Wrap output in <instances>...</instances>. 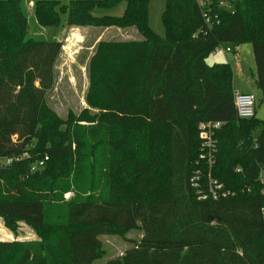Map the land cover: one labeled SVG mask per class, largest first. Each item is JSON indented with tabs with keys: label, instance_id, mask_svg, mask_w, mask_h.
I'll return each mask as SVG.
<instances>
[{
	"label": "trees",
	"instance_id": "trees-1",
	"mask_svg": "<svg viewBox=\"0 0 264 264\" xmlns=\"http://www.w3.org/2000/svg\"><path fill=\"white\" fill-rule=\"evenodd\" d=\"M23 1L0 0V157L12 158L0 166V216L29 223L39 240L0 241V264H94L107 256L102 238L114 235L129 246L105 264H264V119L239 118L231 64L206 61L219 44L250 43L264 104V0L215 6L220 23L197 37L198 1L167 0L166 38L150 25V0H35L36 22L54 32L65 13L69 25L143 35L98 43L90 126L49 105L62 42L29 34ZM121 3L124 14L111 15ZM204 121L223 122L212 172L235 196L201 201L190 185ZM45 155L48 172H31Z\"/></svg>",
	"mask_w": 264,
	"mask_h": 264
},
{
	"label": "rangeland",
	"instance_id": "rangeland-1",
	"mask_svg": "<svg viewBox=\"0 0 264 264\" xmlns=\"http://www.w3.org/2000/svg\"><path fill=\"white\" fill-rule=\"evenodd\" d=\"M35 0H24L23 5L29 17V34L51 37L62 42V50L55 65L54 86L47 92L49 105L63 119H67L72 113L75 119L82 125H93L94 114L98 112L97 107L87 102L86 95L90 85L89 63L94 56L97 45L101 40H141L143 35L135 27L121 28L112 26L101 28L94 26H75L66 22L67 15L62 13L63 25L55 32L53 28L39 25L33 15ZM68 0H63L67 2ZM167 0H150L149 22L152 29L161 37L166 38V30L163 24V12L166 8ZM125 3H121L109 13L114 16H122L125 11ZM206 61L212 65L215 63L228 62L231 64L234 77L233 86L244 92H252L257 97L256 116L264 119V104L262 103V91L255 79V59L250 43L240 44L237 54L223 52L210 53ZM86 110L88 114L84 111ZM105 131L102 132V134ZM94 142V141H92ZM41 155V154H40ZM102 152L100 153V156ZM57 162L58 169L55 177L59 184L64 186L68 181L67 173L69 164L67 159H60ZM51 166H49L50 168ZM61 168V169H60ZM48 170H41L45 174ZM61 180V181H60ZM73 196L72 192L65 194L67 199ZM138 232H131L129 238H135ZM104 247L107 256L98 260L94 264H105L109 257L117 256L129 246V241L120 236H104ZM36 242L39 236L35 228L25 221H17L9 226L6 220L0 216V241Z\"/></svg>",
	"mask_w": 264,
	"mask_h": 264
},
{
	"label": "built area",
	"instance_id": "built-area-1",
	"mask_svg": "<svg viewBox=\"0 0 264 264\" xmlns=\"http://www.w3.org/2000/svg\"><path fill=\"white\" fill-rule=\"evenodd\" d=\"M203 13L205 25H203L195 34L204 32L206 27H212L220 23L219 15L215 12L214 7H224L233 10L230 0H197ZM240 50L239 44H219L213 49V53L223 52L225 54L235 53ZM234 102L239 118H252L256 116L257 97L252 92H244L240 89H234ZM222 121H204L198 126L201 144L199 147V155L195 161V166L189 179L191 187L195 190L197 198L201 201L221 200L237 194V191L230 189L219 178L213 175V167L216 163L218 153L217 132L222 127ZM49 156L45 155L33 162L30 167L31 172L42 170ZM12 158L0 157V166L9 165ZM238 171L240 168L237 169ZM259 181L262 185V193L264 194V169L259 174ZM247 190L250 191L248 188ZM262 214L264 216V205L262 206Z\"/></svg>",
	"mask_w": 264,
	"mask_h": 264
},
{
	"label": "crops",
	"instance_id": "crops-1",
	"mask_svg": "<svg viewBox=\"0 0 264 264\" xmlns=\"http://www.w3.org/2000/svg\"><path fill=\"white\" fill-rule=\"evenodd\" d=\"M68 24V23H67ZM235 89V88H234Z\"/></svg>",
	"mask_w": 264,
	"mask_h": 264
}]
</instances>
